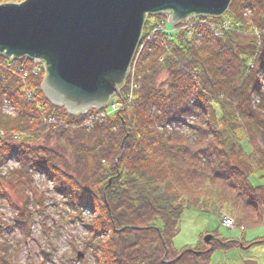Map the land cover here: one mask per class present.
<instances>
[{
    "label": "trees",
    "instance_id": "obj_1",
    "mask_svg": "<svg viewBox=\"0 0 264 264\" xmlns=\"http://www.w3.org/2000/svg\"><path fill=\"white\" fill-rule=\"evenodd\" d=\"M202 20L155 33L136 62L139 87L131 102L91 131L76 127L81 116L47 100L43 73H31L30 60L0 55V195L9 200L2 181L30 182L35 172L45 177L86 231L93 264H207L216 249L264 244L263 236L221 239L204 250L199 243L173 247L184 209L219 213L191 185L199 176L189 164L192 138L199 142L193 157H204L211 181L230 180V187L252 195L261 187L251 186L249 174L264 175L263 77L255 75L264 69V0H231L222 16ZM221 21L230 23L214 37L209 24ZM128 89L125 83L116 100ZM5 99L13 115L3 111ZM56 115L62 125L43 123ZM8 160L17 167L2 174ZM84 168L88 185L72 173ZM26 202L13 217L24 233Z\"/></svg>",
    "mask_w": 264,
    "mask_h": 264
},
{
    "label": "water",
    "instance_id": "obj_2",
    "mask_svg": "<svg viewBox=\"0 0 264 264\" xmlns=\"http://www.w3.org/2000/svg\"><path fill=\"white\" fill-rule=\"evenodd\" d=\"M231 0L0 2V55L39 60L41 89L70 114L101 108L127 77L148 14L221 16ZM88 108V109H89ZM212 237L205 236L208 242ZM81 254H78V257Z\"/></svg>",
    "mask_w": 264,
    "mask_h": 264
},
{
    "label": "rangeland",
    "instance_id": "obj_3",
    "mask_svg": "<svg viewBox=\"0 0 264 264\" xmlns=\"http://www.w3.org/2000/svg\"><path fill=\"white\" fill-rule=\"evenodd\" d=\"M0 2L18 3L20 0H0ZM255 75L263 77L264 92V69H257ZM163 79L162 76L161 80ZM112 100L116 98L112 97ZM179 133L184 132L180 129ZM194 140L192 138L190 142L192 153L189 164L192 162L191 168L198 170L199 176L196 175L191 185L197 196L210 201L212 198L213 206L218 208L219 213L184 209L177 225L179 231L173 238V247L177 250L184 247L192 248L199 242V248L209 249L211 248L210 240L204 242L208 234H212L214 239L217 237L222 240L245 242L263 237L264 175H260L256 169L249 174L248 182L251 186L261 187V191H256L252 195L230 187V180L217 177L211 181L209 179L211 172L206 168L204 157H193V153L198 152L199 149V142L197 144ZM258 143L261 144L259 140ZM16 167L15 161L8 160L2 166V174H7L10 169ZM72 173L80 179L82 184H89L87 169H76ZM2 182L10 201L0 195V263L93 264L89 252L84 249L86 231L75 219L74 213L68 208L63 198L52 190L51 182L38 172L33 173L30 182L18 180L17 177ZM213 194H217V197H212ZM26 201H29L30 220L27 222L28 231L24 233L13 224V217L17 209L21 208ZM206 204L210 205L206 206L209 209L211 202ZM86 215L88 216V213ZM224 215L233 218V226L223 225ZM78 254L81 256L78 257ZM210 255L211 258L207 264H264V244H252L243 250L238 243H234L233 248L224 251L216 249Z\"/></svg>",
    "mask_w": 264,
    "mask_h": 264
},
{
    "label": "built area",
    "instance_id": "obj_4",
    "mask_svg": "<svg viewBox=\"0 0 264 264\" xmlns=\"http://www.w3.org/2000/svg\"><path fill=\"white\" fill-rule=\"evenodd\" d=\"M196 20H199L196 16H190L183 23L184 24L186 23L185 25H190L191 23H188V22L195 23ZM226 28H227V24L225 22H223L221 25H218V26H215V25L211 26V30H212V32H213V34L215 36L221 35L222 32H223V30H225ZM158 29H161V27L158 26V27L154 28L152 32L147 33L145 39L142 42H140L139 45H138V48L136 50V54L134 56V59H133V62H132L131 68H130V85H129L130 86V94L127 95V100H126V103L125 104H129L130 103V101H131V96H130L131 95V91H132V89L134 87L137 86L135 84V82H134V63H135V61L137 59V56H138L137 54L140 53V51L142 50V48L145 46V43L150 38H152L153 32L156 31V30H158ZM33 62L35 63V65L33 67V72L35 71V73H36V72L41 71L40 70V69H42L41 64L37 60H33ZM110 107H111V110L112 111L116 110V108H117V106L115 104H112ZM103 116H105L104 113H100V114L96 113V114L90 115L88 118L84 119L82 125L85 126L87 129L88 128L90 129L93 126V122L96 119L101 118ZM51 121H53V120L51 118H49V119H47L46 122H51Z\"/></svg>",
    "mask_w": 264,
    "mask_h": 264
}]
</instances>
